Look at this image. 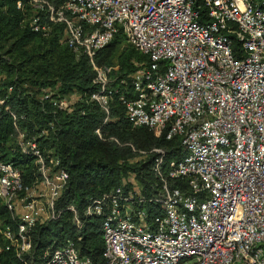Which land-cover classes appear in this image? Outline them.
Segmentation results:
<instances>
[{"label":"built area","instance_id":"1","mask_svg":"<svg viewBox=\"0 0 264 264\" xmlns=\"http://www.w3.org/2000/svg\"><path fill=\"white\" fill-rule=\"evenodd\" d=\"M15 8L31 32L55 35L75 58L88 59L99 83L88 99L103 122L112 88L93 56L120 33L147 57L130 74L132 97L119 98L126 120L164 130L165 140L178 137L172 159L150 150L152 192L142 194L129 175L85 206L84 215L100 218L106 263L264 264V0H16ZM33 91L66 111L79 97L56 86ZM11 92L0 95V116L14 121ZM13 128L16 150L38 173L24 186L20 170L0 159V204L15 220L14 231L0 225V238L21 257L29 230L61 214L54 201L68 175L44 158L34 136ZM66 210L79 228L73 206ZM79 239L47 246L39 264H90L79 256Z\"/></svg>","mask_w":264,"mask_h":264},{"label":"trees","instance_id":"2","mask_svg":"<svg viewBox=\"0 0 264 264\" xmlns=\"http://www.w3.org/2000/svg\"><path fill=\"white\" fill-rule=\"evenodd\" d=\"M15 1L0 0V95L5 94L8 86L12 87L6 103L16 115L14 121L7 114L0 116V159L12 162L20 170L24 186L37 179L31 159L16 150L14 123L26 138L34 136L44 158L56 161L55 168L63 169L68 177L54 201V209L61 211L59 217L35 224L29 230L31 247L21 257H16L0 238V264H39L47 246L77 237L79 256L88 258L90 264H107L102 256L100 218L84 215L85 206L121 185L129 175L142 194L152 192L156 178L150 150L161 148L172 159L180 153L178 137L165 140L164 130L134 127L126 120L119 98L132 97L130 74L145 64L147 57L126 43L120 33L93 56L95 68L105 73L112 88L107 119L103 122L105 113L88 99L99 87L88 59L84 55L75 58L55 35L42 37L31 32L21 22ZM232 47L239 48L236 43ZM35 86H56L60 95L75 93L79 97L66 111L39 99L33 91ZM47 150L50 153H45ZM128 187L129 183L125 185ZM67 205L73 206L81 223L79 228L74 226ZM14 224L11 214L0 204V225H9L14 231Z\"/></svg>","mask_w":264,"mask_h":264}]
</instances>
